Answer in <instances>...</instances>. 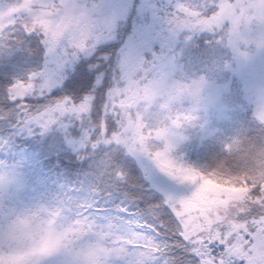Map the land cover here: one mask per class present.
Segmentation results:
<instances>
[{
  "label": "snow or ice",
  "instance_id": "snow-or-ice-1",
  "mask_svg": "<svg viewBox=\"0 0 264 264\" xmlns=\"http://www.w3.org/2000/svg\"><path fill=\"white\" fill-rule=\"evenodd\" d=\"M253 19L264 25V0L0 10L11 56L0 68V264H264V174L245 177L239 196L208 192L223 179L187 161L176 131L183 113L201 130L236 129L232 143L249 127L264 133V29L253 36ZM28 63L37 67L15 74ZM154 107L171 122L164 138L145 121ZM77 161L93 169L83 179ZM22 189L55 207H18ZM22 232L36 243L26 252Z\"/></svg>",
  "mask_w": 264,
  "mask_h": 264
},
{
  "label": "trees",
  "instance_id": "trees-1",
  "mask_svg": "<svg viewBox=\"0 0 264 264\" xmlns=\"http://www.w3.org/2000/svg\"><path fill=\"white\" fill-rule=\"evenodd\" d=\"M8 1L10 0H0V5H6ZM0 47L4 50L6 56L5 60H1L5 64L0 62V66L4 67L11 56L7 53L6 47ZM36 67L37 65L34 63L21 64L17 66L15 74L23 76L26 71ZM8 80L10 82L11 76H9ZM3 83L4 81H0V87H2ZM24 147L27 148V145H24ZM227 148L228 146L216 145L209 147L207 150L200 149V154L194 152L185 154L184 156L194 166L204 167L210 173H218L223 179V182L231 181L234 186L241 187L245 190L243 187L246 183L245 177L250 178L264 174V133H258L249 127L248 133H244L240 137L237 149L228 151ZM76 164L78 168L81 166L83 168V171L79 174V179L84 178V172H91L93 170L89 167V162L87 161H77ZM45 170L47 171V169ZM97 171L102 174L101 169ZM70 179L76 180L77 176L73 175ZM214 182L217 183L216 181H211V183Z\"/></svg>",
  "mask_w": 264,
  "mask_h": 264
},
{
  "label": "rangeland",
  "instance_id": "rangeland-1",
  "mask_svg": "<svg viewBox=\"0 0 264 264\" xmlns=\"http://www.w3.org/2000/svg\"><path fill=\"white\" fill-rule=\"evenodd\" d=\"M15 2V0H10L8 1V4H1L0 6H4V7H0V10H7L9 8L10 5H12ZM264 29V25H261L259 20L253 19L250 22V30H251V34L253 36H258L260 31ZM242 47H244V45H242ZM6 56L4 54V50L0 47V62H2L1 60H5ZM5 64V63H4ZM3 66H0V68H2ZM159 109L157 108H150L149 109V113L146 114L145 116V121L148 124L154 125L156 128H158L160 134H161V138H164L167 135V127L166 125H170L171 122L165 120V117L168 115V113H166L163 110H159L161 112V117L160 119L162 121H164V123H160L157 124L156 121L152 120L150 118V113L152 111H157ZM173 116H175V112L173 111L171 113ZM201 117H203L204 113L201 112L199 114ZM180 122L182 124L181 127L176 128V131H178L180 134L187 136L188 140L184 141L178 151L183 152V154H190V153H194L197 152L193 146H195L196 148L200 149H209V147L211 146H220V145H224V146H228L229 144H231V147L227 148L228 151L230 150H234L238 148L239 142L238 143H232L230 138H234L238 132L236 129H225L223 127H221L219 124H217L215 121H209V124L206 125L204 130H201L200 127L198 126V124L202 121H198L196 126H192L191 124H188L186 122H183V113H181L180 115ZM175 127V126H173ZM212 129H219V131H215L211 136H207V132L212 130ZM149 131L152 132L153 135H155V130L153 129H149ZM244 133H248L247 132H240V135L242 136ZM207 137L206 139H204L203 141L201 140V137ZM240 136V137H241ZM239 137V139H240ZM46 171V170H45ZM233 182L231 181H225L223 183H209L207 186V191L211 192L213 194H219L221 196H239L241 195L245 190L242 189L241 187H236L232 184ZM4 202L5 204H10L11 201H9V196L14 194L16 192V186L15 185H10L8 187H6L4 190ZM36 194L30 192V190L28 189H22L19 193L18 199L20 201H22V204L17 205L18 207H36L38 205H43L46 207H49L50 209L55 207L54 203L51 202L49 197H44V198H37V199H31V197H34ZM26 235L25 233L22 232L19 240L17 241V244L19 245V242L21 240V237ZM62 258H60V261L58 262V264H62Z\"/></svg>",
  "mask_w": 264,
  "mask_h": 264
},
{
  "label": "clouds",
  "instance_id": "clouds-1",
  "mask_svg": "<svg viewBox=\"0 0 264 264\" xmlns=\"http://www.w3.org/2000/svg\"><path fill=\"white\" fill-rule=\"evenodd\" d=\"M250 14L251 13H249V15ZM59 222L60 221L58 220L57 223L59 224ZM26 231L27 230H25V232ZM34 246H36L35 241H33L27 234L21 237V240H20L19 245H18L19 249L23 252L28 251L31 247H34ZM73 246L78 247V242L74 243ZM61 258L65 259V257H63V256ZM81 264H86V261L84 260V258H82Z\"/></svg>",
  "mask_w": 264,
  "mask_h": 264
}]
</instances>
